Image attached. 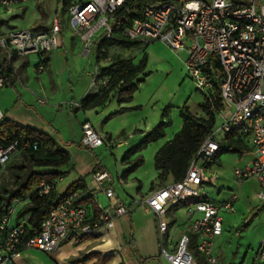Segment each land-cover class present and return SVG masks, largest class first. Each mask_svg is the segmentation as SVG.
I'll return each instance as SVG.
<instances>
[{"label":"built area","instance_id":"2783aa9c","mask_svg":"<svg viewBox=\"0 0 264 264\" xmlns=\"http://www.w3.org/2000/svg\"><path fill=\"white\" fill-rule=\"evenodd\" d=\"M21 1L0 0V13ZM123 1H75L67 7L68 25L81 39V53L85 57L91 54L94 37L99 31L97 38L101 39H114L119 35L144 44L164 40L172 49H186L184 63L187 73L207 99L213 79H217L213 73L214 63L219 64L218 91L222 107L217 114L223 122L216 128L214 125L201 141L181 180L168 181L150 191L138 203L154 214L158 251L169 264H197L191 243L206 263L215 264L216 255L212 246L222 232L220 212L234 210L236 194L232 192L220 202L204 196L200 191L203 175L199 162L214 157L227 135L233 138L239 136L252 147L250 162L234 167L232 176L239 184L247 178L255 179L257 195L264 201V0L147 1L141 7V16L134 17L130 25L118 29L115 15ZM60 32L61 25L56 19L51 21L46 31L8 30L5 37H0V47L5 56L1 68L9 66L14 56L49 53L60 46ZM44 67L40 58L35 64L37 73L43 72ZM93 76H97V71ZM106 80L102 77L98 81L105 87ZM25 142V139L18 141L14 138L0 143V168L10 159L11 153ZM102 142L103 138L91 124L82 123L80 143L94 149ZM32 148H37V144L33 143ZM91 179L94 182L92 189L103 191L111 200L113 190L107 183L109 173L97 169L91 173ZM49 190L50 184L40 181L38 194H46ZM75 196V191L64 197L57 195L55 204L41 221L39 231L23 240V223L10 224L7 214L2 215L0 264H11L22 250L28 248L55 251L64 239L85 237L96 233L102 226L112 227L114 217L129 211L121 203L102 207L94 196L96 208L100 210L94 217L85 205L75 203ZM177 203L184 204L186 208L189 233H180L178 238L173 239L169 235L170 224L166 218L169 208ZM259 246V264H264V241Z\"/></svg>","mask_w":264,"mask_h":264},{"label":"rangeland","instance_id":"374dc122","mask_svg":"<svg viewBox=\"0 0 264 264\" xmlns=\"http://www.w3.org/2000/svg\"><path fill=\"white\" fill-rule=\"evenodd\" d=\"M62 1L23 0L12 5L8 11L0 13V23L4 25L3 21L6 20L7 30L46 31L50 27L51 21L56 19L63 29V39L69 46L73 41L70 35L72 30L68 25L67 11H63L61 8ZM75 1L86 2L89 0H71V3ZM1 30L0 26V37H5L6 31L2 33ZM97 34L99 36L100 31ZM97 34L95 39L98 37ZM116 49L121 52V56L132 58L134 63L145 57L144 71L149 72L143 77L144 80L140 82L133 93L132 100L123 104L125 109L118 108L116 97H113L104 108H99L97 112L95 110L74 111V108L68 111L64 107L65 100H69V97H78L80 91L89 89L91 78L86 71L92 72L94 68L95 46L92 47L91 54L86 57L82 55L83 59L70 57L72 64L70 76L68 71H65L64 67H67L65 62H63V66L61 56L56 55L55 65L58 75L50 76L54 84L51 83V78H48L47 75L46 81L43 82L48 107L42 108L35 103V95L39 93L38 87L41 85L39 84L40 78L37 79V77H42L41 81L45 78V70L43 73H37L35 69V64L39 59L36 54H29L28 57H25L29 61L26 65V70L29 73L28 89L32 92L23 91L17 83L15 85L18 86V90L22 94L23 103L25 102L26 106H38L39 111L46 117L44 125L47 126L49 132L62 146H69L68 149L72 156L69 168L72 167V170L70 176L66 177V181L71 176L79 174L83 175L86 182H89L90 166L106 168L110 177H113L110 186L113 190L112 199L109 200L103 191L98 189H92V193L96 199L97 195L101 197L102 207H108L111 203H121L120 200L129 203L134 199L137 205H132L131 212L136 213L137 219L141 221L149 216L138 203L147 195L149 186L154 180L153 155L156 149L180 129L182 124L179 115L180 107L185 104L193 116H201L202 108L199 103L204 101L205 97L187 73L184 63L187 56L186 49H172L164 40L159 39L149 41L147 44L137 43L130 49ZM119 52L114 53L113 56L106 49L101 58L102 61L99 63L112 61L115 57L120 56ZM2 59L3 57H0V60ZM9 89L13 90L14 97L18 100L14 85L0 87V91L3 92ZM56 102H60V105ZM162 113L165 115L161 116ZM203 113L205 116L204 111ZM86 118L104 138L102 144L94 149L78 146L80 122ZM161 118L168 121L164 129V137L142 145L136 152L130 153L125 161H122L126 151L137 145L143 139L145 132L150 130ZM215 119L216 128L223 122V119L220 114H216ZM108 135L111 138L109 140L106 138ZM225 141L223 138L220 145L224 146ZM248 147L250 149L241 155L230 151L221 154L220 167L217 166L218 163L209 160L205 161L208 164L199 162L203 175V183L200 187L202 194H205L210 200L220 202L225 200L230 193H236L234 210L220 212L223 219L222 232L214 239L212 246L216 255L215 264H259L260 262L258 250L260 242L264 241V201L257 195L255 179L247 178L237 185L232 176L234 167H241L252 158V147L250 145ZM16 151L15 149L12 152L13 155L17 154ZM139 156L142 158L141 163L139 166L133 167L134 161ZM8 176L9 171L6 166L1 167L0 183L7 182ZM176 207L166 220L172 229L176 228L184 232L187 228L186 208L179 205ZM186 232L189 233L187 230ZM138 235L140 237L142 231H136L135 236L138 237ZM153 244L155 249L151 254L155 255L146 261H153L154 264H169L163 256L158 254L155 241ZM191 249L198 264H208L204 261L202 254L196 252L193 245ZM19 256L23 264H53L54 262L47 251L33 248L22 250Z\"/></svg>","mask_w":264,"mask_h":264},{"label":"trees","instance_id":"16d2710c","mask_svg":"<svg viewBox=\"0 0 264 264\" xmlns=\"http://www.w3.org/2000/svg\"><path fill=\"white\" fill-rule=\"evenodd\" d=\"M147 1L155 0H124L122 6L115 15L116 27L119 29L128 26L131 24L130 22L134 17L141 16V7L147 3ZM70 3L71 0H63L61 5L62 10L66 11ZM116 36L114 39H101L98 52L102 47L106 48L117 45L119 48L130 49L137 43H140L138 41H129L123 37H118L119 35ZM0 57H3V59L0 60L2 86L12 85L13 70L11 64L6 66V68H1V64L5 57L1 47ZM41 61L46 65L48 62V55L42 56ZM145 63V57L135 64L130 58L115 57L105 66L97 65L98 78L106 77L107 84L100 94H87L86 97L80 101L79 107L88 109L96 105H101L108 99V94L111 91L116 92L118 103L131 99L132 93L136 90L138 84L144 80L143 77L147 75V72H144ZM219 70V64L215 62L213 73L217 79H213L209 98H205L204 101L199 103L202 111L205 112V117L193 116L189 111V107L183 104L179 109V115L182 121L180 129L176 131L170 139L158 147L155 152L153 156V165L156 171V185L163 186L167 183L168 178H172L174 181L182 179V176L185 174L190 164V160L198 150L199 144L215 125L216 114L222 107L219 95L220 92L218 91ZM164 115L165 113H162L161 116ZM167 123L168 121L163 118L157 121V124L144 134L143 139L137 145L126 151L122 161H125L130 153L136 152L142 145L164 137V129ZM14 138L18 139V141L25 139L26 142L16 148L17 154L13 155V153H11L10 159L4 165L7 171H9V174L13 176V179L11 178V181L0 183V217L2 216L4 211L3 207L5 205L8 207L13 199H23L28 196L30 199L29 203L17 212L19 217L29 214L27 221L23 224L24 233L21 235V240H23L39 231L41 221L48 215V211L55 204L57 199L56 192L54 191V186L56 184L55 180L65 173L60 170L43 172L35 170L34 168H53L67 165L70 160V154L61 147L53 137L49 136L44 131L27 125L18 124L10 119L0 120V143L7 142L9 139ZM225 140L224 146H219L220 149L216 152L214 157L210 158V162L219 163V157L226 151L241 155L248 149L246 141L239 136L238 138H233L232 135H227ZM33 143L37 144V148H32ZM78 146L81 147L84 145L79 143ZM141 161V156L137 157L132 166H139ZM40 181H45L50 184L48 193L38 194ZM153 186L152 184L151 188H153ZM73 191L76 192L75 203L78 205H85L90 210V213L94 217H97L100 210L96 208L94 196L88 191L83 176L74 180L68 189L60 196L64 197ZM190 247H192V243ZM109 259V255H96V261L92 264H106ZM83 260L84 258L73 259L74 262ZM141 262H143V260H141ZM117 264L125 263L121 261Z\"/></svg>","mask_w":264,"mask_h":264},{"label":"crops","instance_id":"0c3cea01","mask_svg":"<svg viewBox=\"0 0 264 264\" xmlns=\"http://www.w3.org/2000/svg\"><path fill=\"white\" fill-rule=\"evenodd\" d=\"M170 1L175 2L178 0H170ZM3 22L5 24L2 25V23H0V26L2 28V30H1L2 33H5V31L6 32L8 31L7 30L8 27L6 26L7 21L4 20ZM70 35H71V38L73 41L68 46L65 43V40L63 39L64 38L63 37V29L61 27V32H60L61 44H60V46L49 51V53H47V54H42L41 56L37 55L39 57V59L44 55H48V62L44 67V69H45L44 77L45 78L43 81H41L42 77H40V76L37 77V79L40 78L39 84H41V85L38 87L39 93L35 95V98H36L35 103L42 108L48 107L47 106L48 100L45 97L44 85H43L44 83L43 82L46 81L47 76L49 78L50 76L52 77L53 74L58 75L56 65H55L56 55L61 56L63 66H64L63 62H65L67 67H64V68H65V71H68L69 76L72 73V68H71L72 64L70 63V57L72 56V58L74 57L76 59L80 57L81 59H83L82 58L83 53H81V49H82L81 39H79L78 35L73 33V32H71ZM100 40H101V38L95 39L93 42V45H92V47L95 46V50H94L95 65H94V68H93L92 72L86 71L87 75L90 76V78H91L90 87L88 90L80 91L79 95H77L78 97H74V98L69 97L70 98L69 100H65L64 107L68 111H71V109L74 108V111H80L81 110V111L85 112V111H91V110L94 111L95 110L97 112L99 108H104L105 106H107L113 97H116V102H117L116 92L111 91L108 94L109 95L108 99L103 104L96 105L93 108H88V109H82L79 107L80 101L84 97H86L87 94H93L94 93V94L98 95L101 93L102 89L104 88V86L99 84L98 80L100 78H98V76H96L97 78L94 77L93 74H94V72L97 71L96 68L98 69L97 65L105 66L106 64L109 63V62L99 63L102 61L101 58L103 57L105 50L108 49V53L111 52V55L113 54V56H114V53L116 54L119 52V51H117L116 48H118V49L121 48V47L119 48L117 45H112V46H109L106 48L102 47L100 49V51L98 52V46H99ZM92 47H91V51H92ZM121 49L123 50L124 48H121ZM91 51H90V53H91ZM120 53L121 52H119V55H120ZM25 57H28V55H23L20 57L14 56L12 58V61H11V67L13 70L12 85H14V87L17 90L18 100L15 99L14 92L12 89H9L7 91L4 90V92L0 91V114L2 115L0 117V120L10 119L14 122H17L18 124L27 125V126L35 128V129H39V130L47 133L49 136L53 137L54 140H56L55 136L49 132L47 126L44 125V121H45L46 117L42 114V112L39 111L38 106H36V107H33L31 105L26 106L24 104L25 102L23 103V101H22L23 100L22 96H21L22 94H20V92L18 90V86L22 87L23 91L24 90L31 91L30 89H28V85H29L28 84L29 83L28 74L29 73L26 70V65L28 64L29 61ZM119 57H123V56L120 55ZM123 58L128 59L130 57H123ZM130 59L132 60V58H130ZM132 62H133V60H132ZM144 72H146V71H144ZM148 73L149 72H147V74ZM93 78H95V79L93 80ZM15 83H17L18 86H16ZM51 83H53L52 78H51ZM139 84H138V86H139ZM138 86H137V88H138ZM53 88H54V85H53ZM133 95H132L131 99H129V100L122 101L121 103L117 102L118 108L119 109H125V106L123 104L131 101L133 98ZM65 98H67V97H65ZM56 103H58V105H60V102H56ZM49 107L51 108V105ZM198 117H202V118L205 117L203 111L201 113V116H198ZM83 122H87V123L91 124L93 126V128L96 129L94 127V125L88 120V118L84 119L83 121L80 122L81 130H80L79 138L81 137L82 123ZM97 132L99 133V131H97ZM106 138H108V140L111 139L110 135L106 136ZM103 140H104V138H103ZM56 142L61 147H63V148L65 147V146H62L58 140H56ZM246 145L248 147L249 144L246 143ZM68 147L69 146L65 147L64 149L66 151H68V153L70 154ZM157 149H156V151H157ZM249 149H250V147H248L247 151ZM71 158H72V156L70 154V160L67 163V165H63V166H59V167H53V168H51V167L34 168L35 170H38V171L40 170L43 172H51L53 170H60V171L65 172L62 176L58 177L55 180L56 184L54 186V191L56 192V195H61L66 189H68V187L73 183L74 180L83 176V175L75 174V175L71 176L70 179H68L66 181V177H68V175L70 176V174H71L70 171L72 170V167L69 168V165H71ZM219 160H220V157H219ZM250 160H249V162H250ZM205 163H207V162H205ZM217 166L220 167L221 162H219ZM90 167H91V170H90L89 182H86L84 180L86 182L88 191H90V190L92 191V188L94 186V182H92V179H91V173H93L97 169L102 168V167H93V165ZM102 169L106 170V168H104V167ZM155 175H156V171L154 174V180L151 182L147 194L150 191L154 190L155 188L160 187L159 185L155 184V182H156ZM8 177H9L8 181H11V178L13 176H11L9 174ZM168 181H172V178H168ZM168 181H167V183H168ZM112 182H113V177L111 176L110 180H108L107 183L109 186H111ZM152 184L154 186L151 189ZM237 185H240V184L237 183ZM255 187H256V183H255ZM203 195L206 196L205 194H203ZM96 200L99 204H101V205L103 204V201L99 195H97ZM29 201H30V199L28 196H26L23 199H20V198L19 199L18 198L13 199L12 202L10 203V205H8V207H7V205H5L3 207L4 211H3L2 215L7 214L10 224H13L16 222L24 224L27 221L29 214L19 217L17 215L18 214L17 212L23 206H25L27 203H29ZM119 202H121V204L127 206V208L129 209L127 214L114 217L113 222H112V224H113L112 227L102 226L96 233L85 235V237L64 239L55 251L47 252L53 258V260H54L53 264H92L93 262L96 261V255H100V254L102 256H105V255L110 256V259L106 262V264H117L121 261L124 262L125 264H154L153 261H150V260L146 261L152 255H155V254H151V253H153L152 251H154V249H155L154 244H153L154 241L156 242V246L159 249L158 239L156 236V222H155L154 214L144 208V212L149 216H147L144 220L140 221L137 219V214L131 212L133 209L132 205H134V204L137 205V202L134 199L129 203H124L121 200ZM177 205L184 207V204H181V203H177V204L171 206L168 210L167 217L172 215V213H173L172 211H175L174 209L177 208L176 207ZM186 221H187V219H186ZM186 226L188 227V221L186 222ZM138 230L142 231V235L140 236L141 238L139 237V235H138V237L135 236L136 231H138ZM186 230H187V228H186ZM186 230L184 232H182V231L177 230L176 228L172 229L171 225H170L169 235L172 236L173 239H175V238L179 237L180 233H185ZM151 242H152V245H151ZM158 254L160 255V251L158 252ZM82 258H84L83 261H80V262H74L73 261V259H82ZM140 259L143 260V262H141ZM11 264H23V261L20 258L19 254L14 258V260Z\"/></svg>","mask_w":264,"mask_h":264}]
</instances>
